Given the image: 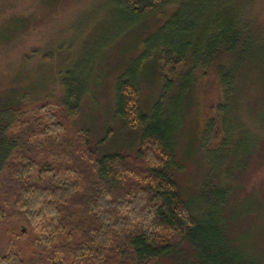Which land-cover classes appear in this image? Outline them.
<instances>
[{
	"label": "trees",
	"instance_id": "trees-1",
	"mask_svg": "<svg viewBox=\"0 0 264 264\" xmlns=\"http://www.w3.org/2000/svg\"><path fill=\"white\" fill-rule=\"evenodd\" d=\"M191 1L119 3L125 34L172 7L115 87L114 118L140 131L136 158L100 150L86 132L67 135L66 120L80 114L91 92L79 77L86 67L65 74L59 101L21 109L33 97L11 90L0 113V222H25L21 238L29 239L0 248V264H264L241 249L229 230L238 208L255 213L260 205L243 200L226 215L235 193L232 171L248 155L247 148H237L248 144L251 158L257 149L264 153L253 119L264 99V31L252 30L241 12L229 14L226 1ZM6 27L8 42L12 30ZM156 65L161 93L145 110L142 86ZM209 74L219 96L209 116L201 112L200 146L210 180L207 192L196 196L179 187L173 172L179 170V130L200 78Z\"/></svg>",
	"mask_w": 264,
	"mask_h": 264
},
{
	"label": "rangeland",
	"instance_id": "rangeland-1",
	"mask_svg": "<svg viewBox=\"0 0 264 264\" xmlns=\"http://www.w3.org/2000/svg\"><path fill=\"white\" fill-rule=\"evenodd\" d=\"M120 1L0 0V113L9 98H12L8 95L13 89L20 91L18 96L33 97L30 104L20 105L21 109L33 108L44 99L59 101L64 94L62 79L65 74L86 67L87 74L80 72L79 77L87 82L91 92L85 97L80 114L69 116L66 120L67 135L78 138L79 134L86 132L90 143L100 150L136 158L140 148V131L129 129L114 118L115 87L130 60L142 52L144 39L168 17L172 7L147 18L139 31L125 34V11ZM197 1L207 4L211 0H192L191 3ZM214 1L222 4L226 1L223 7L229 14L241 12V19L248 26L252 25V30L259 28L261 32L264 31V0ZM17 18L20 19V27ZM6 26L12 30L8 42L3 40ZM260 53L264 56V52ZM213 76L209 74V78H200L194 101L179 130V170H175L173 175L179 187L190 195L200 196L207 192L210 180V166L200 146V134L201 123L205 118L201 112L204 108V116H209L212 111L207 110L212 107V103L217 102L219 96ZM160 93L156 65L142 86L145 110H149L158 100ZM255 108L253 119L258 124L259 135L264 137L263 98ZM247 145L241 144L237 148L238 151L240 148L246 151L247 148L248 155L240 157L242 164L232 171L230 180L235 193L229 197L226 215L229 216L234 206L243 200L260 205L255 213H245L242 207L238 208L230 219H239V215L244 213L245 216L238 223L236 220L231 221L229 230L231 238L239 246L242 244L247 247L250 257L264 263V153L257 149V154L251 158L250 146ZM187 150L189 155L185 153ZM231 162L233 167L236 162ZM244 164H247V170L241 174ZM23 223L14 217L0 222L1 249H6L12 242L24 246L29 237L26 235L21 238ZM237 237L239 241L235 239ZM186 254L189 255V252ZM162 264L182 263L166 260Z\"/></svg>",
	"mask_w": 264,
	"mask_h": 264
}]
</instances>
